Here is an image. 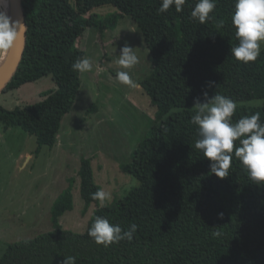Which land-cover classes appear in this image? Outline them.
Returning <instances> with one entry per match:
<instances>
[{
    "label": "trees",
    "instance_id": "1",
    "mask_svg": "<svg viewBox=\"0 0 264 264\" xmlns=\"http://www.w3.org/2000/svg\"><path fill=\"white\" fill-rule=\"evenodd\" d=\"M73 1L75 6L70 0H22L26 46L3 92L48 75L56 90L42 93V101L33 106L12 111L0 106V123L34 136L36 154L55 148L81 84L80 73L72 69L84 57L78 39L87 29L114 30L120 19L129 17L152 59L151 72L140 86L156 109L155 122L122 168L139 185L113 205L96 207L86 232L76 234L59 224L74 207L69 184L51 208L58 225L9 244L0 264H61L66 256L76 257V264H264V184L251 181L235 157L228 177L210 174L211 162L194 147L198 126L191 120L193 101H203L204 91L236 101L234 121L257 111L264 120V107L246 105L264 99V49L247 64L231 55L238 44L231 20L235 0H218L211 14L215 21L204 24L191 17L197 0H185L179 13L174 6L159 13L162 0ZM103 6L116 13L104 19L90 15ZM221 19L224 27L218 29ZM209 82L214 86L208 87ZM78 177L85 209L99 203L91 198L101 187L89 159L81 160ZM97 216L124 230L132 223L138 228L131 241L97 245L88 235ZM214 231L223 235L213 237Z\"/></svg>",
    "mask_w": 264,
    "mask_h": 264
},
{
    "label": "rangeland",
    "instance_id": "2",
    "mask_svg": "<svg viewBox=\"0 0 264 264\" xmlns=\"http://www.w3.org/2000/svg\"><path fill=\"white\" fill-rule=\"evenodd\" d=\"M73 6L74 1L70 0ZM116 10L111 6L94 9L90 15L104 19ZM127 43L140 62L131 69L116 63L120 49ZM77 46L91 59L93 70L80 73L75 102L61 122L57 145L44 147L36 154L34 136L19 127L5 129L0 123V257L9 244L30 240L52 231L58 225L51 218L57 197L71 184L73 210L59 220L60 226L84 234L88 221L100 202L85 209L79 195L78 172L82 159H89L94 181L111 194L110 206L138 187L133 176L122 168L155 122V108L140 86L152 69V59L143 36L129 17L120 19L114 30L100 33L87 29ZM264 49V43L261 44ZM128 71L139 87L116 79L119 71ZM56 90L51 75L0 94V106L12 111L42 101V93ZM257 100L246 102L257 105ZM71 181V183H69Z\"/></svg>",
    "mask_w": 264,
    "mask_h": 264
},
{
    "label": "clouds",
    "instance_id": "3",
    "mask_svg": "<svg viewBox=\"0 0 264 264\" xmlns=\"http://www.w3.org/2000/svg\"><path fill=\"white\" fill-rule=\"evenodd\" d=\"M218 0H197L191 11V17L204 24L215 21L211 15L217 7ZM185 0H162L159 13L167 12L172 6L177 13L183 11ZM232 24L238 44L231 47V55L245 64L254 62L261 55V44L264 43V0H235ZM224 20L216 21V27L223 28ZM24 31L19 20H13L7 13V0H0V51L10 50ZM140 62L135 49L127 43L120 49L116 63L122 69H131ZM72 69L79 73L91 72L93 64L90 58H78ZM116 79L133 88L139 87L128 71L116 73ZM209 82L208 87H213ZM264 105V99L255 101ZM194 115L192 123L198 126L199 138L195 141V149L201 150L210 163V174L223 179L229 176L233 157L238 158L251 181L264 184V120L259 111L233 120L237 102L232 98L215 94L209 96L203 92V101L196 97L193 101ZM93 200L99 201L103 207L111 200V194L98 190L91 194ZM220 219L223 213L219 214ZM138 225L132 223L128 230L119 224L111 223L108 218L97 216L88 229V235L97 245L108 247L121 241H131ZM223 233L214 231L213 237ZM61 264H76V257H63Z\"/></svg>",
    "mask_w": 264,
    "mask_h": 264
},
{
    "label": "water",
    "instance_id": "4",
    "mask_svg": "<svg viewBox=\"0 0 264 264\" xmlns=\"http://www.w3.org/2000/svg\"><path fill=\"white\" fill-rule=\"evenodd\" d=\"M11 17L13 20H19L24 25V31L15 45L7 51H3L1 60L5 57L3 65L0 69V94L4 91L8 82L12 79L22 60L26 46V21L22 8V0H9Z\"/></svg>",
    "mask_w": 264,
    "mask_h": 264
},
{
    "label": "bare ground",
    "instance_id": "5",
    "mask_svg": "<svg viewBox=\"0 0 264 264\" xmlns=\"http://www.w3.org/2000/svg\"><path fill=\"white\" fill-rule=\"evenodd\" d=\"M7 13H8V15L11 16V10H10V3H9V0H7ZM5 57H6V56H5ZM5 57H4V58L1 60V62H0V69H1V67H2V65H3V62H4Z\"/></svg>",
    "mask_w": 264,
    "mask_h": 264
}]
</instances>
